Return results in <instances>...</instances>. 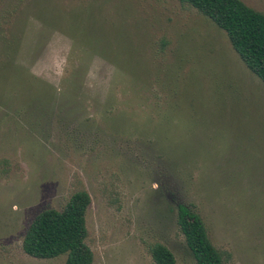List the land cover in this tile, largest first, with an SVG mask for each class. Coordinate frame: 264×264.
I'll return each mask as SVG.
<instances>
[{"label": "rangeland", "instance_id": "1", "mask_svg": "<svg viewBox=\"0 0 264 264\" xmlns=\"http://www.w3.org/2000/svg\"><path fill=\"white\" fill-rule=\"evenodd\" d=\"M264 13V0H243ZM91 195L93 264H198L178 205L227 264H264V81L180 0H0V264L45 209Z\"/></svg>", "mask_w": 264, "mask_h": 264}, {"label": "trees", "instance_id": "2", "mask_svg": "<svg viewBox=\"0 0 264 264\" xmlns=\"http://www.w3.org/2000/svg\"><path fill=\"white\" fill-rule=\"evenodd\" d=\"M198 9L226 31L233 48L247 67L264 81V13L243 0H180ZM91 195L76 191L62 209L48 208L32 221L23 240L24 251L41 259L67 254L66 264H93L94 253L86 243L87 210ZM178 225L198 264H227L212 242L206 223L191 206L178 205ZM152 255L157 264H176L174 253L156 244Z\"/></svg>", "mask_w": 264, "mask_h": 264}]
</instances>
